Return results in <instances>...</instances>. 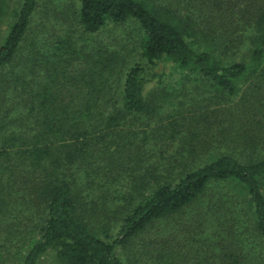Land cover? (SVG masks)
Listing matches in <instances>:
<instances>
[{"label":"trees","instance_id":"obj_1","mask_svg":"<svg viewBox=\"0 0 264 264\" xmlns=\"http://www.w3.org/2000/svg\"><path fill=\"white\" fill-rule=\"evenodd\" d=\"M6 1L0 264H264V0H77L83 35L134 25L128 67L23 56L40 0Z\"/></svg>","mask_w":264,"mask_h":264},{"label":"rangeland","instance_id":"obj_2","mask_svg":"<svg viewBox=\"0 0 264 264\" xmlns=\"http://www.w3.org/2000/svg\"><path fill=\"white\" fill-rule=\"evenodd\" d=\"M6 3H8L10 8H13L15 0H7ZM77 8V0H40V8L37 9L33 17V21L29 27L30 30L27 33L26 39L22 43L23 56L28 57L33 48L37 50V53L49 54L55 48V44H58L59 41L65 39L67 33L70 34V32H73L72 41H74L75 43L76 51L86 50V52H90L92 51V49L96 50L98 48L112 52L118 51L121 53V55L126 57V61L128 64L123 63L126 67L138 60L139 51L137 36L134 31V25H132L131 23H127L126 25L118 27L108 25L96 34L83 35L82 32L78 29L75 22L73 11ZM8 23H10V19L5 16H3V18L0 17V44L7 34ZM75 58L77 59V57ZM163 71L164 67L162 65H158L154 69V72L157 74ZM166 74L171 75L170 71ZM172 75L173 77H175V74ZM156 88L157 87H154L153 84L149 86L150 90H155ZM95 200H97L96 197ZM112 206H108L110 208L107 209L111 211L113 209ZM106 215L110 217V213H106ZM110 219L112 218L110 217ZM113 222L114 221H107V224H112ZM112 225L108 228V234L113 240L116 235V229H113L114 223ZM180 229L181 228L179 227L176 230L179 231ZM186 235H188V233H186ZM106 240L112 242V240L110 239ZM9 246L10 245H8V247ZM16 249L17 246L12 248V251H14V256L11 254L12 260L15 264H17L18 262V258H20V256H23V254L20 255V253H18ZM123 256L124 259H126L124 254ZM139 259L140 260L138 261L140 263L138 262V264H151L149 262H145V257L139 256ZM127 260L129 261V259ZM14 263L9 261L5 264ZM49 263L50 261L45 259L42 260L40 264Z\"/></svg>","mask_w":264,"mask_h":264}]
</instances>
